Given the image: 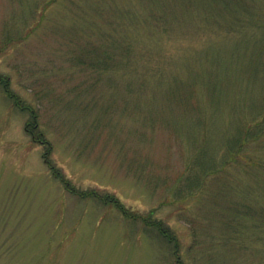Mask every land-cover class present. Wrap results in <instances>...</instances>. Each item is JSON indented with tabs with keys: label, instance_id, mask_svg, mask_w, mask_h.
<instances>
[{
	"label": "rangeland",
	"instance_id": "374dc122",
	"mask_svg": "<svg viewBox=\"0 0 264 264\" xmlns=\"http://www.w3.org/2000/svg\"><path fill=\"white\" fill-rule=\"evenodd\" d=\"M261 120L264 0H0V264H264Z\"/></svg>",
	"mask_w": 264,
	"mask_h": 264
},
{
	"label": "trees",
	"instance_id": "16d2710c",
	"mask_svg": "<svg viewBox=\"0 0 264 264\" xmlns=\"http://www.w3.org/2000/svg\"><path fill=\"white\" fill-rule=\"evenodd\" d=\"M96 49V48H95ZM94 59H99V58H94ZM99 67H100V65H98ZM9 97H12L11 95L9 96ZM262 124H264L263 122H262V120L258 123V125L255 127V130H256V134L258 133V135H259V132L263 129L264 130V126L262 125ZM245 129H242V128H238V132H237V134L235 135V136H233V140H234V147L233 148H235L236 146H238V148H237V151H233V150H231L232 152H233V154H238L239 153V151H240V148L242 147L241 145L243 144V141L248 137V135H251V134H254V132H255V130H254V132L253 133H250V131L252 130V129H250V128H246V126L244 127ZM262 132H264V131H262Z\"/></svg>",
	"mask_w": 264,
	"mask_h": 264
}]
</instances>
